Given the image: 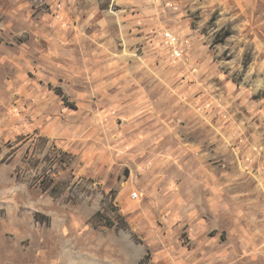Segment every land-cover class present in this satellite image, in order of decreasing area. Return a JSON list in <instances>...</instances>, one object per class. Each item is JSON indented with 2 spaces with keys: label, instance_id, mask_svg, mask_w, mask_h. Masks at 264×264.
Returning <instances> with one entry per match:
<instances>
[{
  "label": "rangeland",
  "instance_id": "obj_1",
  "mask_svg": "<svg viewBox=\"0 0 264 264\" xmlns=\"http://www.w3.org/2000/svg\"><path fill=\"white\" fill-rule=\"evenodd\" d=\"M249 153L264 0H0V264H264Z\"/></svg>",
  "mask_w": 264,
  "mask_h": 264
},
{
  "label": "built area",
  "instance_id": "obj_2",
  "mask_svg": "<svg viewBox=\"0 0 264 264\" xmlns=\"http://www.w3.org/2000/svg\"><path fill=\"white\" fill-rule=\"evenodd\" d=\"M163 38L169 45L171 51L170 55L174 59H181L184 57L187 49L191 47V41L189 38H182L175 32L169 30L163 32ZM258 162V157L252 153L245 154L239 159L241 170L254 177L264 190V169H260ZM131 198L133 200H138L140 198L139 192H132Z\"/></svg>",
  "mask_w": 264,
  "mask_h": 264
}]
</instances>
